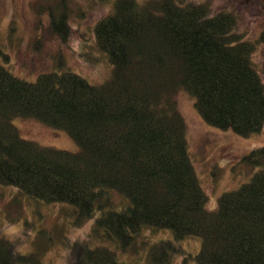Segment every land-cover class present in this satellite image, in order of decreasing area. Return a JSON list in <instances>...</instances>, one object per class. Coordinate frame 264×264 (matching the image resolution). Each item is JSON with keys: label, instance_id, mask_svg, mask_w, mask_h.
<instances>
[{"label": "trees", "instance_id": "16d2710c", "mask_svg": "<svg viewBox=\"0 0 264 264\" xmlns=\"http://www.w3.org/2000/svg\"><path fill=\"white\" fill-rule=\"evenodd\" d=\"M239 18L209 1L115 0L95 30L114 65L103 85L69 69L28 81L0 63V184L70 203L79 223L101 209L90 237H106L116 249L84 247L87 264H121L118 250L141 248L148 264H171L186 236L203 239L199 264H264V145L243 156L260 168L250 181L209 210L177 102L185 89L208 123L242 136L263 128L264 80ZM50 25L64 38L73 33L65 13ZM259 36L264 42V31ZM16 116L65 129L81 150L23 138ZM112 191L130 198V207L114 209ZM146 225L171 228L175 239L138 242ZM40 237L42 247L27 254L0 235V264H48L42 256L52 237L44 229Z\"/></svg>", "mask_w": 264, "mask_h": 264}, {"label": "rangeland", "instance_id": "374dc122", "mask_svg": "<svg viewBox=\"0 0 264 264\" xmlns=\"http://www.w3.org/2000/svg\"><path fill=\"white\" fill-rule=\"evenodd\" d=\"M194 1V0H193ZM209 1L216 10H231L240 17V32L244 40L255 44L254 67L264 80V0H195ZM115 0H0V63L16 76L36 81L46 72L69 69L92 84L108 81L114 65L106 51L99 48L97 22L113 14ZM67 14L73 33L64 38L51 28L53 15ZM179 111L186 123V139L190 158L199 181L208 196L206 207L215 210L219 197L250 181L259 167H250L243 156L264 145V126L259 132L242 136L232 128H220L208 123L197 110L195 98L185 89L177 94ZM12 123L23 138L44 146L79 152L80 144L68 131L47 124L35 117L16 116ZM113 208L130 207V198L112 191ZM102 210L79 223L77 208L67 202L33 198L13 185L0 184V235L12 240L21 253H32L42 247L40 232L52 237L43 253L48 264H87L84 247L116 244L106 237L93 239V226ZM171 228H141L139 240L149 242L174 240ZM202 237L186 236L178 240L184 253L175 254L171 264H199L196 256ZM121 264H148L147 249L138 253L118 250Z\"/></svg>", "mask_w": 264, "mask_h": 264}]
</instances>
